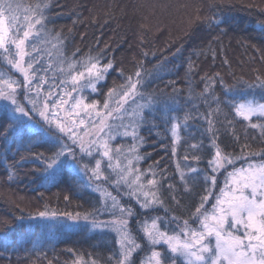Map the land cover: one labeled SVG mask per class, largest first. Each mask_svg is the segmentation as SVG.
Returning a JSON list of instances; mask_svg holds the SVG:
<instances>
[{"label": "snow or ice", "instance_id": "snow-or-ice-1", "mask_svg": "<svg viewBox=\"0 0 264 264\" xmlns=\"http://www.w3.org/2000/svg\"><path fill=\"white\" fill-rule=\"evenodd\" d=\"M52 6V0H37L35 4L28 5L20 0H0V101L3 102L0 104V136L13 135L17 144L43 165L41 171L48 182L66 171L88 177L89 186H94V190L100 193L103 211L111 218L100 220L101 209L58 213L45 205L44 210H38L35 215L29 214L27 219L56 221L64 217L74 222H88L93 229L115 232L118 248L107 258L108 264H137L138 253L142 251L148 254L139 259V264H264V150L250 153L252 159L246 168H236V160L244 157L226 153L217 143L222 129L225 132L231 129L234 141L239 143L240 138L235 133L236 118L246 121L247 128L258 130L259 138L264 141V97L260 100H222L211 91L216 81L212 77L206 78L204 91L195 98L208 105V111L198 113L195 104L193 109L207 123L205 132L210 134L209 144L215 149L214 155L207 161V167L213 174L205 171L203 176L206 184L210 182L207 195L201 197L199 205L187 219L175 215L170 218L159 215L147 217L136 221L138 227L133 234L129 219L136 215L134 209L122 205L118 197L103 185L117 189L121 185L126 186L128 195L134 196L142 209L164 206V201L157 195L159 181L155 178L156 173L153 172L152 178L147 180L145 191V184L140 182V177L145 174L140 173L133 163L143 158L138 149L145 143L144 137L139 134L145 123V109H153L160 103V97L146 95L142 91L144 75L140 68L125 77L123 69H115L112 60L102 63L106 58L103 52L96 55L89 53L79 59L75 58V53L71 58L65 56L60 51L63 48L62 34L57 32L52 37L53 29L49 28ZM207 19L209 27L213 24L219 27L223 22L214 16ZM260 31L264 32V21L260 22ZM52 39L56 40L55 44H52ZM50 44L58 50L55 61L48 48ZM45 54L49 57L47 62ZM192 68L190 62L189 71ZM110 70L119 71L124 82L108 90L102 109L98 108L97 101L86 103L85 89L98 91L97 84L106 79ZM14 73H19L22 79L14 78ZM216 75L219 76V73ZM50 80L52 85L45 92L43 85ZM220 82L223 83L222 78ZM243 83L249 89L259 88L264 92V75L257 74L252 83ZM189 99H193L191 92ZM169 100L173 106L178 104L174 96H170ZM165 104L172 113L168 122L175 144L181 139V130H186L189 120L196 117L192 111H184L183 116L176 115L179 109L168 106L167 101ZM85 118L88 127L81 135L78 129L85 125ZM44 136L54 140V150H50L49 155L33 153L34 138ZM117 137H131L132 143L127 148L114 146L112 141ZM245 137L247 139V132ZM248 148L250 145L245 143L241 152ZM189 149L193 160L199 162L203 158L200 155L203 140L190 144ZM172 151L175 154L174 147ZM257 156L259 162L255 160ZM23 159L25 157L22 156ZM184 159L188 160L189 156L186 154ZM229 166L232 167L231 172H227ZM220 169L227 172L225 187L214 194V173ZM106 170L111 171L106 174ZM188 172L199 175L200 170L189 167ZM129 176L132 178L129 179ZM185 176V172L181 171L180 179L186 184ZM9 179H12L11 174ZM168 187L171 189L173 186ZM210 196L215 203L208 208L206 205ZM64 199L68 201L69 197ZM172 199L176 200V197L172 196ZM176 203L179 204V201ZM168 211L165 208V212ZM8 223L2 221L0 226ZM55 226L44 225L46 228ZM157 246L166 247L157 250ZM91 264L97 262L93 260Z\"/></svg>", "mask_w": 264, "mask_h": 264}, {"label": "trees", "instance_id": "trees-1", "mask_svg": "<svg viewBox=\"0 0 264 264\" xmlns=\"http://www.w3.org/2000/svg\"><path fill=\"white\" fill-rule=\"evenodd\" d=\"M20 2L28 5L37 0ZM52 4L49 28L53 29L52 37L57 32L62 34L60 51L65 56L71 58L75 53L79 59L103 52L106 58L102 63L112 60L114 68L123 69L125 77L140 68L144 75L142 91L160 97L153 109H145V123L139 131L145 143L138 149L143 158L137 161V167L148 179L156 173L159 181L157 195L164 206L150 209L149 213L187 219L210 187V182L206 184L203 179L205 171L213 174L207 161L214 149L209 144L210 134L205 132L207 123L198 115L206 113L208 105L195 97L204 91L207 77L216 81L211 91L222 100L264 97L259 88L249 89L243 83H252L257 74L264 75V32L260 31L264 0H52ZM213 16L223 21L219 27H209L207 18ZM123 82L119 71L110 70L106 79L97 84L98 91L84 93L86 103L97 101L101 106L108 90ZM229 88L232 90L226 91ZM190 92L193 99H189ZM170 96L175 97L177 105L171 104ZM166 101L168 106L179 109L176 115L192 111L196 117L189 120L186 130H181V139L175 144L168 122L172 113ZM193 104L198 106V113ZM246 125V121L236 118L239 143L234 141L231 129L220 131L217 143L226 153L252 158L250 153L264 150L258 130ZM201 140L203 158L197 162L191 158L189 145ZM54 143L49 136L34 138L32 152L49 155ZM245 143L250 148L242 153ZM186 154L188 160L184 159ZM22 156L25 159L21 160ZM255 159L260 160L258 156ZM189 167L198 168L199 175L189 173ZM42 168L13 135L0 136V222H9L0 226V264H77L93 260L108 264L107 258L116 250L110 234L90 233L83 225L66 228L62 224L67 220L64 217L56 221L27 219L29 214L44 210L45 205L58 213L90 212L100 205L99 195L88 188L85 176L66 171L48 182ZM181 171L186 174V184L180 179ZM169 185L173 187L169 189ZM165 208L169 211L165 212ZM134 211L137 220L145 217L146 212H139L138 206ZM21 216L25 219H16ZM45 223L56 226L46 228Z\"/></svg>", "mask_w": 264, "mask_h": 264}, {"label": "rangeland", "instance_id": "rangeland-1", "mask_svg": "<svg viewBox=\"0 0 264 264\" xmlns=\"http://www.w3.org/2000/svg\"><path fill=\"white\" fill-rule=\"evenodd\" d=\"M48 48L49 50L52 52V60L55 61L56 59V56H57V51L56 49L52 48L51 45H48ZM49 59V57L47 56V54H45L44 56V60L45 62H47V60ZM40 75H42L43 73H39ZM49 75H51V73H49ZM14 78L16 79H22L21 75L19 73H14ZM58 83V81H57ZM52 85V81L50 80L48 84H45L43 85V90L46 92L48 89H49V86ZM57 91V94H59V88L56 89ZM95 93V92H92L91 89H85L84 93ZM83 93V95H84ZM73 95L75 96L76 93H73ZM106 99V98H105ZM86 102V101H85ZM264 102V101H263ZM3 102L0 101V104H2ZM67 107V106H65ZM103 107V104L101 106H98V108L102 109ZM61 115H64L63 113H61ZM81 117H84V113H81ZM85 127H88V123H87V118H85V125H82L80 126V128L78 129V131L80 132L81 135H83V130ZM76 130V129H74ZM69 143H71L69 141ZM132 143V140H131V137H127V138H124V137H117L116 140L112 141V144L115 146V145H123L125 146V148H127V146H129L130 144ZM214 153H215V149H214ZM252 159V158H242V159H237L236 162H235V167L236 168H246L247 167V164H248V161ZM257 162H259V159H255ZM106 163V161H105ZM135 167L138 169L137 167V161H133ZM111 170H106V174L108 172H110ZM232 171V167L229 166L227 168V172H231ZM140 172V171H139ZM227 172L224 171V169H220L217 173H214V175H216V187L212 189V192L214 194L216 193H219L220 189L224 188L225 187V179H226V176H227ZM142 173V172H140ZM80 175H83L82 173H79ZM134 175V174H133ZM84 176V175H83ZM115 178L114 174H113V179ZM132 176H129V179H131ZM147 180L148 178L145 177V175H142L140 177V182L145 184V191H147ZM85 182L87 183V186L88 188L92 191V192H95L96 194L99 195L100 197V205L97 207V209H101V215L99 216V219L100 220H108L110 219V215L107 213V212H104L103 209H102V205H103V200L100 196V193L98 191H95L94 190V186H89V181H88V177L85 176ZM93 183H99V182H93ZM104 188L107 189V191L111 192L113 195H116L118 197V199L120 200L121 204L122 205H125V206H130L134 209V206H138V209H139V212L141 213H145V217L142 218V219H145L147 217H152V216H155V212L154 211H151L149 213V210H146V209H142L140 208L139 204L137 203V200L134 196H130L128 195V188L124 185H121L119 187V189L115 188L114 186H110V185H103ZM207 195V193H206ZM137 203V204H136ZM215 203V200L213 199V197H209V203L206 205V207L210 208L211 205ZM156 207H161L159 205H157ZM138 212V213H139ZM137 219L136 217H132L129 219V227L134 230L133 234H136V229L138 227L137 223H136ZM58 224H60L59 222H56ZM62 224H65V227L68 228L70 226V228H78L77 226H80V225H83L84 227H88L90 233L93 232V233H108L110 234L111 236L114 237L115 239V243H116V240H117V236H116V233L109 230V229H100V228H96V229H93L91 227V224L88 223V222H85L83 220L79 221V222H74V221H70V220H66V223H62ZM174 226V225H173ZM142 235V233H141ZM140 242V241H138ZM144 243V241H143ZM166 246H157V250H162V248H164ZM118 248V245L116 243V249ZM148 253L146 251H142V252H139L138 253V256H137V264H139V259L140 258H144ZM92 261H88V262H78L77 264H91ZM97 264H100L97 262Z\"/></svg>", "mask_w": 264, "mask_h": 264}]
</instances>
